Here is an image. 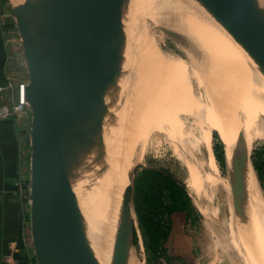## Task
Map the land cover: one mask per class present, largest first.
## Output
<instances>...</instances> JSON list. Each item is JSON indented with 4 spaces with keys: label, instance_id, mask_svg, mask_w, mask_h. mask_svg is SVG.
Here are the masks:
<instances>
[{
    "label": "rangeland",
    "instance_id": "rangeland-1",
    "mask_svg": "<svg viewBox=\"0 0 264 264\" xmlns=\"http://www.w3.org/2000/svg\"><path fill=\"white\" fill-rule=\"evenodd\" d=\"M114 1L108 0L100 73L92 106L80 134L89 175L92 179L94 169L109 167L113 162L111 160L121 163L130 157L138 159L126 187L120 213L126 248L134 264H242V253L245 251L234 222L231 201L222 188L228 180V153L235 156L237 146V151L242 152L247 160L250 174L262 195L263 213L260 215L255 211L254 225L263 229L259 233H264V179H260L251 160L253 151L264 150V135L256 139L251 135H241L235 144L229 135L223 136L215 127L208 130L209 147L206 148L202 143V132L207 129L208 119L212 117L215 126L223 127V118L212 113L210 115L206 110L209 92L201 86V81H208L209 75H213L216 80L229 86L230 93L239 99L242 88L234 85V81L233 84L228 81L237 73L230 67V62L223 58V54L232 56L242 47L230 34L213 28L210 19H215L207 11L208 15L198 12L201 11V5H198L200 1L148 0L149 13H152L144 22L145 42L151 46L146 44L159 60L160 66L167 69L158 75L153 72L151 76L149 70L153 71L154 65L143 63L144 69L141 63L136 69L138 72L132 71L134 68L130 66L129 58L126 55L121 57L117 48L112 22L114 15L118 18L123 14L124 6L121 5V11L115 14L112 10L115 9ZM249 1L245 3L253 8ZM151 4H155L154 7ZM158 7L165 11L160 12ZM192 11L198 12V19H195ZM205 24L212 28L217 40L213 35L212 39H208L210 42L203 39L197 41V35L191 28L203 30ZM196 60L206 65L209 75L198 73ZM146 69H149L145 73L150 75L148 81L143 75ZM191 100L194 102L191 103ZM215 102V99L210 101V108ZM215 110L216 106L212 112ZM220 142L225 153L224 168L220 167L214 154V147ZM95 164L97 166H93ZM207 166L213 167L214 175L211 177L207 175ZM204 170L207 176H204L205 183L202 186ZM214 178L221 180L218 182H222V188L215 187ZM255 191L251 188V199L257 198ZM127 214L131 216L136 230L135 243H131L124 231ZM156 217L170 230L168 238L162 239L157 247L148 229Z\"/></svg>",
    "mask_w": 264,
    "mask_h": 264
},
{
    "label": "water",
    "instance_id": "water-1",
    "mask_svg": "<svg viewBox=\"0 0 264 264\" xmlns=\"http://www.w3.org/2000/svg\"><path fill=\"white\" fill-rule=\"evenodd\" d=\"M264 58V23L241 0H199ZM28 73L31 240L37 264H129L112 199L102 206L80 142L100 73L108 0H8ZM124 231L127 234L126 220Z\"/></svg>",
    "mask_w": 264,
    "mask_h": 264
},
{
    "label": "bare ground",
    "instance_id": "bare-ground-1",
    "mask_svg": "<svg viewBox=\"0 0 264 264\" xmlns=\"http://www.w3.org/2000/svg\"><path fill=\"white\" fill-rule=\"evenodd\" d=\"M247 1L249 0H245V2ZM250 1L253 4V8L252 6H249V7L255 10V11H252L254 17L259 23H264V19H263L264 10H262L264 9L263 8L264 0H250ZM114 2L115 4L113 5L115 9H112V10H114L113 13L115 14L120 9L121 5L124 6L123 14L121 15L119 13L120 15L118 18H116L117 16L114 15L113 22H112V27L115 30V38L117 41V48L119 49V55L121 57L126 55L127 58H129L130 60V61L128 60L129 64L130 66L132 65V67L134 68L132 71H135V72H138L136 71V69L140 67L141 63L144 69H145V66L143 63H149L151 65H154L153 69L155 71L154 70L151 71L148 69L150 71V75L153 72L154 74L158 75V73H160L162 70L163 71L166 70L167 68L164 66H160L159 60H157V58L153 55V53H151V51L148 49L149 47H151L149 43L145 42L147 38L145 39L146 29L144 28L145 26L144 22L146 21V17L152 13V12L149 13L150 6H149L148 0H116ZM199 3L200 4L198 5H201L202 7L201 6L199 7L201 11L199 10L198 12L206 15L207 9L201 4V2ZM155 4H151L152 7H154L153 5ZM156 7L157 6H155V8ZM159 9H160V12L165 11V10H162L161 8ZM189 9H191V7ZM112 10H111V13H112ZM198 12L195 11L193 13L192 11V14L194 15L195 19H198L197 18ZM254 12L256 14H254ZM201 17L202 16H200V18ZM178 22L181 23V21H178ZM210 22L213 28L215 27L219 31H223L225 33L230 34L216 20H213L211 18ZM182 25L185 26V24H182ZM204 27L205 29L199 30V31L195 30L194 28H191V30L193 31L194 34L197 35L198 38L195 37L197 41L198 39L199 41L203 39V40H207L208 42H210L208 39L209 38L212 39L214 35V31L207 24H205ZM146 44H148L149 47ZM218 44H220V42ZM228 44L230 45V42ZM237 44H239V47H242L241 48L242 50L239 49L235 51L234 55L232 56L231 54H229L228 56L226 54L225 55L223 54V58H225V60H228L230 62V67L233 68L235 72L237 73L236 76H234L231 79H228V81H230L231 84H233L232 81H234V85H238L239 87L242 88V93L240 94L239 99L237 98V96L230 93L231 88L229 86L220 82L219 79L216 80V77H214L213 75H209L207 73L206 65L203 62H201V60H196V63L198 64V67H197L198 73H200V75L206 73L207 75H209L211 79V80L208 79V81L206 80L201 81V86H203L204 89H208V92H209L207 96L208 100L206 101L208 104L206 110L210 113V115L212 114L220 115V119L223 118V121H222L223 127L217 124L215 126V123L213 122L212 117H211V120L208 119L209 124L206 127L207 129L202 132L203 134L202 143L206 148L207 146L209 147L208 133L212 128H215V127L218 128V130L223 136L229 135V137L233 139L231 140L234 141L233 143L235 144H236V140L241 135H245V136L251 135V137L255 139L264 135V60L262 61L261 59L257 57V55H254L255 53L252 54L249 50L245 49L246 47L242 46L241 43H237ZM124 59H123V62H124ZM192 59L194 60V58ZM149 64H146V65L149 66L150 68ZM148 70L146 69L143 75H146L145 73L148 72ZM194 70H196V68ZM138 74H136V76L140 77V75L138 76ZM148 75H146L147 78H145L147 81H148ZM150 75H149V79H150ZM251 75L255 77L252 78ZM154 77L155 76H153V79ZM147 81H145L146 85L151 82V80H149L148 83ZM157 82L158 81H156V83ZM158 84H155V85H158ZM162 85H163V82H162ZM177 89H174V90H177ZM154 93L157 94V91H155ZM212 98L216 100L215 105L213 106V108L216 106L215 112L214 111L212 112L213 108H210L209 106L210 101L212 102L213 100ZM193 102L191 100V103ZM240 104L241 106H239ZM137 140H140V139L137 138ZM136 142L139 143V141H136ZM137 146L139 147V145ZM235 149H236L235 156H232L231 152L228 153V162H227L228 180L225 178V180H227L226 185L224 186L220 185L222 182L220 183L218 182V181H221L219 180V178H218V181L217 179L215 180L214 178L213 183L215 184L216 188L218 186L219 187L223 186V188L222 187L221 188L226 193L225 196H227L230 199L229 202L231 201L232 208H233L234 222L236 225L238 236L240 235L239 237L241 238L239 239L241 240L243 249L245 251V253H242V264H264V236H263L264 233L262 234L259 233V232H262L263 229H261L262 230L261 231L258 226L256 227L254 225V218L256 219L255 211H257L260 215L261 213H263L262 212L263 210L262 195L258 187L256 186L255 181L252 178V175H251L252 173L250 174L248 163L246 162L247 160L244 159L242 152L237 151V146ZM135 152H137V150H135ZM102 160L104 161V159ZM111 161L113 162H111L109 167L103 166L104 169L102 167L100 170L96 168L94 169L95 171L93 170L95 174L93 173L94 177H92L93 179L92 185L95 191V196L98 202L102 206L104 205L107 199L113 200L115 207H116L118 222H120V213H121L123 196H124L126 187L130 182V178L133 173V170L135 169V164L138 163V159L136 157L134 158L130 157L129 159H126L124 162L120 161L121 163L114 162V160H111ZM98 162L101 163V161H98ZM96 164L93 166H97ZM207 168H208L207 175L208 176L214 175L213 167L207 166ZM207 175L205 174V170H204L203 176L201 179L202 186L205 183L204 176L206 177ZM251 188H254L256 190L255 193H256L257 198L255 199H251L250 197ZM127 253H128L129 264H134V260L132 259V256L129 254L128 251Z\"/></svg>",
    "mask_w": 264,
    "mask_h": 264
},
{
    "label": "crops",
    "instance_id": "crops-1",
    "mask_svg": "<svg viewBox=\"0 0 264 264\" xmlns=\"http://www.w3.org/2000/svg\"><path fill=\"white\" fill-rule=\"evenodd\" d=\"M28 73L16 20L8 0H0V107L11 104ZM0 120V264L7 255L24 261L21 188L30 181L31 115L17 122Z\"/></svg>",
    "mask_w": 264,
    "mask_h": 264
},
{
    "label": "built area",
    "instance_id": "built-area-1",
    "mask_svg": "<svg viewBox=\"0 0 264 264\" xmlns=\"http://www.w3.org/2000/svg\"><path fill=\"white\" fill-rule=\"evenodd\" d=\"M28 81L18 83L16 88V95L11 104H6L0 107V120L12 119L17 122L24 117L31 115V110L26 102V88ZM5 88L0 87V94ZM30 147V136L28 138ZM20 200L22 205V227L24 244L26 247V259L18 261L13 259L12 254H9L4 259V264H37L34 256L31 240V218H30V181L25 182L21 188Z\"/></svg>",
    "mask_w": 264,
    "mask_h": 264
},
{
    "label": "trees",
    "instance_id": "trees-1",
    "mask_svg": "<svg viewBox=\"0 0 264 264\" xmlns=\"http://www.w3.org/2000/svg\"><path fill=\"white\" fill-rule=\"evenodd\" d=\"M10 123L13 125V121H11ZM214 154H215V157L220 167L224 168L226 164L225 153H224L221 142L218 143V145L214 147ZM251 160H252L255 170L259 174L260 179L263 180L264 179V150L253 151ZM125 220H126L128 238L131 241V243H135L137 238H136V230H135L132 218L129 214H127L125 217ZM148 227H149L148 229H149L150 236L152 240H154L153 244L155 247L160 246L159 245L160 241L162 239L164 240L165 238L167 239L168 236L170 235L169 228H167V226H163L161 224V219L158 217L153 219L152 223H150V226Z\"/></svg>",
    "mask_w": 264,
    "mask_h": 264
}]
</instances>
